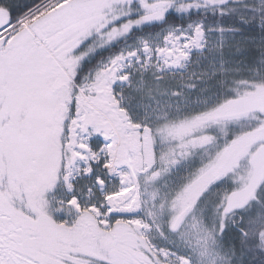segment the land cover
I'll return each mask as SVG.
<instances>
[{
	"label": "snow or ice",
	"instance_id": "1",
	"mask_svg": "<svg viewBox=\"0 0 264 264\" xmlns=\"http://www.w3.org/2000/svg\"><path fill=\"white\" fill-rule=\"evenodd\" d=\"M0 264H264V0H0Z\"/></svg>",
	"mask_w": 264,
	"mask_h": 264
}]
</instances>
